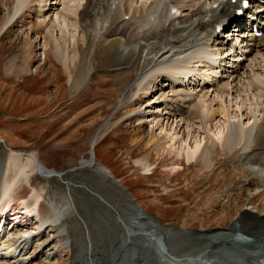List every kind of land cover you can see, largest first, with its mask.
<instances>
[{"label":"rangeland","instance_id":"obj_1","mask_svg":"<svg viewBox=\"0 0 264 264\" xmlns=\"http://www.w3.org/2000/svg\"><path fill=\"white\" fill-rule=\"evenodd\" d=\"M13 5L14 1L0 0V199L4 185L15 182L13 212L31 210L22 217L30 224L20 227V233L32 235L42 222L47 224L44 227L49 225L41 238L46 248L32 249L37 254L32 264H70L85 248L84 235L89 241L86 232L98 253L108 251L119 239V227L112 219L121 215L115 203L124 204L119 190L158 225L174 230L172 235L226 231L238 225L245 209L264 214V179L245 165L243 156L232 157L217 140L225 131L223 120L210 127L212 139L202 132L183 136L171 128L156 127L152 107L158 98L149 96L150 92L138 96L143 105L119 107L135 72L106 67L112 53L104 52V43L95 47L91 73L76 86L70 78L84 73L83 68L79 72L80 52L86 48L80 31L65 21L64 32L51 30L54 42L69 55L65 66L55 55L56 43L44 39L42 28L36 25L38 1L32 0L11 23ZM77 42L80 51L75 48ZM143 122L147 123L141 126ZM203 145L213 153L211 168L200 157L188 160ZM10 148L38 157L37 167L19 173L13 161L4 162ZM93 159L108 170L107 180L87 166ZM42 166L48 170L40 175ZM48 184L63 189L71 186L75 196L72 204L78 208L81 224H71L67 236L55 231L56 215L50 201L38 200L40 188ZM36 185L40 186L37 192ZM14 223L9 218L6 227L11 229ZM178 238L179 244L185 242Z\"/></svg>","mask_w":264,"mask_h":264},{"label":"bare ground","instance_id":"obj_2","mask_svg":"<svg viewBox=\"0 0 264 264\" xmlns=\"http://www.w3.org/2000/svg\"><path fill=\"white\" fill-rule=\"evenodd\" d=\"M7 1H14L9 19L12 23L25 13L32 0ZM37 1L36 25L42 28L44 39L54 42L51 30L64 32L65 21L80 31L85 42L79 68L84 73L72 75L73 84L80 86L85 81L91 73L95 47L104 43V52L112 53L106 67L135 72L119 107L143 105L138 96L143 91L150 92L149 96L158 98L152 107L153 123L183 136L202 132L212 139L210 127L223 120L225 131L217 140L232 157L243 156L245 165L264 179V0H249L247 7L244 0ZM257 31L262 34L258 36ZM54 43L57 59L68 66L66 48ZM75 48L80 51L78 42ZM246 119L248 125L244 124ZM97 138L98 135L93 149ZM197 157L213 167V153L208 146H199L188 160ZM12 161L22 173L29 167L36 168L39 159L10 148L4 162ZM87 166L94 167L105 180L110 177L95 159ZM47 170L42 166L37 173ZM15 186V182L6 183L0 199V264H32L37 257L35 250L46 248L47 242L41 238L49 225L44 227L47 224L42 222L40 230L32 235L20 233V227L30 224L29 219L24 223L22 217L31 210L13 212ZM70 187H34L36 192L38 188L42 190L38 200L50 201L56 215L55 231L65 236L72 231L70 225L80 220ZM118 194L124 203H115L121 215L112 216L119 227L118 241L110 244L108 251L98 253L90 232H86L89 241L84 235L85 248L71 258L70 264H264V214L245 209L238 225L226 231L172 235L174 230L158 225L127 193L119 190ZM9 218L15 221L11 229L6 227ZM176 236L185 242L179 244Z\"/></svg>","mask_w":264,"mask_h":264}]
</instances>
